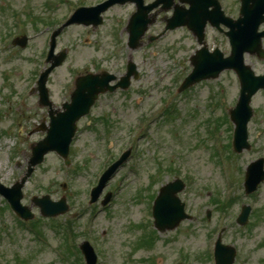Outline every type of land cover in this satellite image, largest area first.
Listing matches in <instances>:
<instances>
[{"label":"rangeland","instance_id":"374dc122","mask_svg":"<svg viewBox=\"0 0 264 264\" xmlns=\"http://www.w3.org/2000/svg\"><path fill=\"white\" fill-rule=\"evenodd\" d=\"M48 2L52 4L51 9L44 7ZM78 2L97 0H0V184L3 186L12 185L23 176L30 144L45 134L36 130V125L44 119L46 124L48 119L47 111L37 105L36 92L29 94L27 88L43 57L44 40L51 30L40 34L43 20L27 22L22 30L12 18L13 12L22 13L23 19V9L31 8L32 13L41 18L61 20L69 10L68 4ZM222 3L226 14L235 16L237 0H222ZM131 10H134L132 4L109 9L103 14L104 21L98 31L69 27L59 35L58 48L67 45L68 54L65 63L55 68L46 84L54 103L63 100L67 83L79 69L102 66L107 70L114 68L116 75H122L129 57L141 75L132 81L126 92L118 90L103 95L91 110L90 118L79 122L80 132L71 146V159L79 169L73 167L67 172L50 152L25 183L21 203L31 209L33 218L40 217L32 201L33 195H48L53 200L66 196L70 209L55 218L57 229L49 226L51 221L40 219L39 229L49 246L37 242L23 229L0 196V262L69 264L59 259L54 247L63 248V224L70 222L76 233V245L86 236L92 237L106 264H154L156 258H160L162 264H172L176 257L183 258L185 264H210L201 256L210 247L214 227L218 229L222 225V242L236 247L235 264H264V182L257 192L246 195L242 181L249 162L264 157V90L257 91L251 98L253 114L247 132L252 147L233 155L231 160L233 183L237 182L232 193L235 202L224 210L219 209L220 201L215 203L212 199L222 200L230 189L221 174L225 164L218 166L212 156L211 147L215 146L217 138H210V132L219 130L222 143L226 144L231 129L229 133L227 124L221 121L226 110L237 101V77L233 71L224 70L216 78L190 87L172 99L174 118L163 115L144 129V135L139 124L140 131L133 134L130 130L136 122L146 119L162 98L189 74L192 69L189 56L199 45L188 29L178 28L154 43L145 38L140 49L130 51L118 34L112 37L110 33L119 30L116 23L120 25L121 17ZM159 20L148 34L160 29ZM22 31H28L31 40L26 47L19 48L10 42L9 33ZM205 34L209 48L217 46L224 55L229 53L223 34L210 25ZM3 37L8 40L3 41ZM115 52L119 54L115 56ZM245 61L255 73L264 74V60L246 54ZM91 120L94 128L89 129L86 123ZM130 144L136 145L139 153L110 180L109 189L114 190L111 205L106 210L88 214L89 209L84 205L85 191L96 171L106 163L107 156L117 155ZM225 153L230 154V150L227 148ZM65 176L69 177L71 185L66 190L60 185ZM174 178L185 182L179 196L186 203L190 219H184L174 230L157 233L152 217L147 215L151 200L161 185ZM74 190L77 192L73 193ZM241 204L252 207L245 226L235 222ZM78 206L83 211L77 212ZM73 212L78 215L77 220L72 218ZM86 225H91V231ZM151 230L150 247H147L141 237ZM69 257V262L76 260L74 256Z\"/></svg>","mask_w":264,"mask_h":264},{"label":"water","instance_id":"95a60500","mask_svg":"<svg viewBox=\"0 0 264 264\" xmlns=\"http://www.w3.org/2000/svg\"><path fill=\"white\" fill-rule=\"evenodd\" d=\"M138 6H141L142 0H134ZM166 1V0H164ZM181 1H188L192 6H198L200 9L198 10V13L193 11V15L195 14V17L200 18V21H202V26L199 28L200 30H196L194 26V20L189 19L187 20V16L181 21V23L188 24V26L193 30L194 33H196L199 37V40L202 39V34L201 30L203 28V25L205 24L206 20H210L212 23H219L220 21L227 22L228 27L230 28L228 32V36L230 38L231 44H233V51H232V56L228 61H231L234 59L236 56L238 59L240 58V61L242 62V52L244 50H247L249 52H254L257 51L259 52L260 50V38L261 36L264 35L263 33H257L256 29L258 25L264 21V0H242V7H241V17L235 21H227L226 19L220 17L217 18L216 14L219 13L217 9H213L212 11H206L208 5H213L214 7L216 6V0H181ZM87 10V9H86ZM77 15H83L82 13L84 12L82 9H80ZM82 12V13H81ZM179 12V11H177ZM76 15V16H77ZM75 16V17H76ZM135 17H137L135 15ZM192 16L190 15L189 18ZM83 19V17H82ZM80 20V19H77ZM84 21V20H83ZM73 22V20L71 21ZM87 22V21H86ZM85 22V23H86ZM128 30L131 34L132 37H137L140 36L143 33V30H138L135 29L132 25L128 27ZM134 40V39H133ZM25 43L23 42L22 45ZM203 48L199 50L196 55L193 56L192 58V63H193V68L194 71L192 74L189 75L187 78L186 83L184 86L190 85V83L194 81L200 80V78L205 77V67H204V56H203ZM61 59L56 61L57 63H60ZM226 64L229 63H222L220 69L225 66ZM44 77L41 80V96L43 97V103H45L47 96H46V89H44V81L46 78V73H44ZM90 80L87 79V82ZM247 80V79H246ZM91 84H94L93 81L90 82ZM93 91V90H90ZM251 93H248L245 95V97L242 98L241 103L239 105V108L241 110H244L245 115L243 117L239 118V129L240 132L245 134L244 128L245 124L247 122V118L251 114V110L248 107V102H249V97ZM77 99L74 101L76 102ZM93 100V99H91ZM62 116V115H61ZM55 117L52 120L51 127L48 129V135L47 137L42 140L39 144L36 145V147L33 148V153L34 157L30 160L29 164L30 167L28 169V173L32 170V166L36 165L37 162L41 161L43 155L49 150L53 149L56 151H60L64 156L67 154V146L69 143V137L72 135L73 132V123L77 117L72 116L71 117V122L69 123L68 126L64 124L63 118ZM68 117V116H67ZM237 116H235V112L233 113V120L236 119ZM60 118V120H59ZM72 128H71V126ZM110 170V169H109ZM108 170V171H109ZM262 174V173H261ZM259 177V176H258ZM257 177V178H258ZM261 177H259L257 180H259ZM25 178H23L22 181H24ZM256 180V181H257ZM20 184H16L13 189H7L5 192L6 196L10 199L12 202L13 206L17 207L19 203V199L21 196L20 193ZM179 187L177 185L172 184V186H164L161 188V194L159 196V199L157 200L156 205H155V218H156V224L159 225V227H166L168 224L164 222L163 216L165 215V211L168 212V208L170 205H173V203L176 202L175 192ZM13 190V191H12ZM45 208V212L47 214H54L55 212H58L59 209L56 207L50 206V208ZM57 209V210H56ZM245 214V213H244ZM181 217L177 218L178 220ZM177 220V221H178ZM175 221V220H174ZM173 221V222H174ZM172 222V223H173ZM170 223V227L173 226ZM232 252V251H231Z\"/></svg>","mask_w":264,"mask_h":264}]
</instances>
